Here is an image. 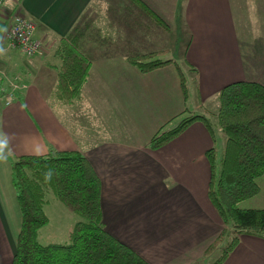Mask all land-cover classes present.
Instances as JSON below:
<instances>
[{
	"label": "crops",
	"instance_id": "crops-1",
	"mask_svg": "<svg viewBox=\"0 0 264 264\" xmlns=\"http://www.w3.org/2000/svg\"><path fill=\"white\" fill-rule=\"evenodd\" d=\"M141 1L168 28L132 0H4L0 29L18 12L35 24L42 48L28 58L4 46L0 91L14 79L19 88L11 104L0 100V131L10 137L11 158L84 154L102 182L106 230L148 263L211 264L215 251H206L225 227L208 197L206 153L215 149L219 166L226 138L196 122L162 148L150 141L191 113L214 116L230 84L264 85V0ZM62 40L90 61L81 97L70 103L55 95ZM149 53L181 66L187 97L174 65L142 74L127 63ZM246 202L239 207L251 209ZM8 229L0 206V248L16 247ZM223 264H264V238L241 236Z\"/></svg>",
	"mask_w": 264,
	"mask_h": 264
},
{
	"label": "trees",
	"instance_id": "trees-1",
	"mask_svg": "<svg viewBox=\"0 0 264 264\" xmlns=\"http://www.w3.org/2000/svg\"><path fill=\"white\" fill-rule=\"evenodd\" d=\"M132 1L158 26L168 28L166 22L145 3ZM162 54L130 55L127 63L142 74L174 65L187 97V79L181 66L175 61L163 60L160 58ZM56 57L61 62L56 98L69 103L78 100L90 61L70 40L60 42ZM218 98L219 109L214 117L226 138V145L220 166L217 165L215 149L206 153L211 166L208 197L225 228L206 251L209 255L219 248L223 250L212 264H223L239 245L241 236L264 238V209L239 207L260 193L258 180L264 176V85L236 82L221 90ZM196 122H202L213 134L214 124L209 118L191 113L174 128L156 134L150 147L166 146ZM49 167L58 174L46 183L43 174ZM11 171L21 212L12 264H150L106 230L101 206L102 182L84 154L51 150L46 155L17 156ZM49 194L79 217L63 244H42L39 241L40 230L50 222L44 210Z\"/></svg>",
	"mask_w": 264,
	"mask_h": 264
},
{
	"label": "rangeland",
	"instance_id": "rangeland-1",
	"mask_svg": "<svg viewBox=\"0 0 264 264\" xmlns=\"http://www.w3.org/2000/svg\"><path fill=\"white\" fill-rule=\"evenodd\" d=\"M0 6H2V4ZM13 12L14 14L20 15L18 12H15V11ZM13 15L11 17V23L9 26H11L13 23V17H14ZM186 79L189 80V77L187 78L186 76ZM189 83H190V80H189ZM209 118L211 122L215 125V127L217 128V131L218 132L221 131L217 127L216 117L211 116ZM14 160L15 158L9 157L8 162L6 164H0V206L5 215V221L9 227L8 229L9 234L13 237V240L15 241L18 237L19 230H20L21 212L19 209L18 201H17L16 189L14 188V186H12L13 184H11V166H12L11 163H13ZM218 163L220 166L221 160H219ZM259 182L260 180H258V184ZM260 185H261V190H262L260 191L261 192L260 196L253 198L251 200H248L246 202V205L248 206L247 208L264 209V180L263 182H261V184H259V186ZM47 200L53 201L44 209L46 214L49 217L50 222L47 226H45L44 228L40 230L39 241L42 244H51V243L63 244L65 241H67L69 232L73 230L76 222L79 220V217H77V215L71 212H70L71 214L70 213L67 214V212H65V215H64L62 212L63 206L61 202L55 199L51 194L48 195ZM14 251H15V248L13 245H11L10 247L8 246L7 248H0V256L3 257V259L2 258L0 259V262H1L0 264H12V258H13ZM222 252H223L222 248L217 249L213 253L212 255L213 257L209 260V263L212 264L215 260H217L221 256ZM209 255H206V256L209 257Z\"/></svg>",
	"mask_w": 264,
	"mask_h": 264
},
{
	"label": "built area",
	"instance_id": "built-area-1",
	"mask_svg": "<svg viewBox=\"0 0 264 264\" xmlns=\"http://www.w3.org/2000/svg\"><path fill=\"white\" fill-rule=\"evenodd\" d=\"M4 0H0V5ZM36 26L35 24L22 15L15 14L13 23L3 33L1 44L9 50L21 52L24 56L32 58L40 54L41 42L35 39ZM14 79L12 89L9 92L0 91V100H3L6 105L14 101V92L19 88Z\"/></svg>",
	"mask_w": 264,
	"mask_h": 264
},
{
	"label": "clouds",
	"instance_id": "clouds-1",
	"mask_svg": "<svg viewBox=\"0 0 264 264\" xmlns=\"http://www.w3.org/2000/svg\"><path fill=\"white\" fill-rule=\"evenodd\" d=\"M0 31H7V29H0ZM7 52V49L3 46V44H0V57L5 56ZM37 156H39L41 153L37 152L35 153ZM13 155V151L10 147V137L7 133H4L3 131H0V164H6L8 162V159L10 156ZM54 168L49 167L47 171L44 172V181L46 183H50L53 176L57 175Z\"/></svg>",
	"mask_w": 264,
	"mask_h": 264
}]
</instances>
